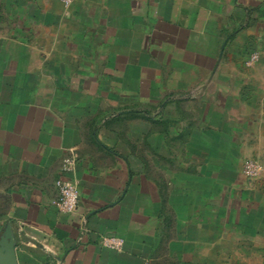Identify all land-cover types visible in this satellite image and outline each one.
<instances>
[{"label":"crops","instance_id":"0c3cea01","mask_svg":"<svg viewBox=\"0 0 264 264\" xmlns=\"http://www.w3.org/2000/svg\"><path fill=\"white\" fill-rule=\"evenodd\" d=\"M37 9L44 45L25 42L16 27L0 32V235L14 232L18 264H154L167 207L194 217L203 200L188 193L183 172L166 197L143 158L142 143L156 138L149 117H101V104L87 109L86 91L116 84L135 100L147 72L184 74V91L198 98L211 84L235 88L227 75L242 69L222 60L247 55L264 30V0H75L67 8L43 0ZM70 151L77 163L66 174ZM60 177L78 182L72 213L54 204ZM104 236L122 238V249L104 247Z\"/></svg>","mask_w":264,"mask_h":264},{"label":"rangeland","instance_id":"374dc122","mask_svg":"<svg viewBox=\"0 0 264 264\" xmlns=\"http://www.w3.org/2000/svg\"><path fill=\"white\" fill-rule=\"evenodd\" d=\"M41 1L0 0V32L16 27L15 33L25 42L33 39L32 44L44 45L36 25ZM59 2L65 8L70 5ZM22 25L28 27L24 32L19 29ZM251 41L245 57L222 60V65L242 69L227 75L225 84L233 89L218 91L211 84L198 98L196 91H184V74L147 72L141 75L143 89L135 100L132 91L119 90L116 84H110L108 91H86L87 109L96 110L101 104V117H121V110L125 116L149 117L156 138L149 143L146 137L142 143L143 158L164 192L171 186L169 180L179 181L177 175L183 172L188 175V193L203 200L194 217L167 207L162 227L165 245L154 264H182L183 254V264H264V30ZM193 80L190 74L189 81ZM251 162L258 172L248 175L244 165ZM190 174L204 178L197 181ZM177 193L172 204L178 208ZM185 241L204 246L182 249Z\"/></svg>","mask_w":264,"mask_h":264},{"label":"built area","instance_id":"2783aa9c","mask_svg":"<svg viewBox=\"0 0 264 264\" xmlns=\"http://www.w3.org/2000/svg\"><path fill=\"white\" fill-rule=\"evenodd\" d=\"M63 4H70L74 0H60ZM256 56H253L254 59ZM77 163L76 155L73 151H70L69 155L64 160V172L66 174H72L75 171ZM244 172L248 175L256 174L258 172V166L255 163H246L244 165ZM57 189V197L54 204L58 211L63 213L74 212L79 203V188L78 182L74 178L60 177L55 181ZM101 243L104 247L121 250L124 244V240L118 237L104 236L101 238Z\"/></svg>","mask_w":264,"mask_h":264},{"label":"water","instance_id":"95a60500","mask_svg":"<svg viewBox=\"0 0 264 264\" xmlns=\"http://www.w3.org/2000/svg\"><path fill=\"white\" fill-rule=\"evenodd\" d=\"M16 242L14 232L6 226L0 235V264H18Z\"/></svg>","mask_w":264,"mask_h":264}]
</instances>
